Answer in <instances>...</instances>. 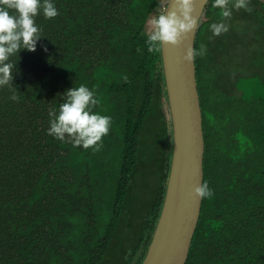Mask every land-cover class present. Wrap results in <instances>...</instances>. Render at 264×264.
Here are the masks:
<instances>
[{
	"label": "trees",
	"instance_id": "16d2710c",
	"mask_svg": "<svg viewBox=\"0 0 264 264\" xmlns=\"http://www.w3.org/2000/svg\"><path fill=\"white\" fill-rule=\"evenodd\" d=\"M53 2L55 18L36 17V50L12 58L19 99L0 88V264H142L173 154L161 50L144 44L163 1ZM248 7L213 36L210 1L196 35L207 48L195 64L213 196L186 264H264V0ZM81 83L112 118L95 152L45 131Z\"/></svg>",
	"mask_w": 264,
	"mask_h": 264
},
{
	"label": "clouds",
	"instance_id": "9594fccd",
	"mask_svg": "<svg viewBox=\"0 0 264 264\" xmlns=\"http://www.w3.org/2000/svg\"><path fill=\"white\" fill-rule=\"evenodd\" d=\"M249 0H211V7L218 10L219 20L210 24L213 36L229 30L228 21L233 9L249 11ZM176 8H167L150 14L146 21L149 26L144 44L147 52H159L164 44L177 45L190 33L195 21L193 17L195 0H175ZM52 19L58 15L53 0H0V88L10 90L11 101L19 99L12 84L17 63L12 58L19 56L21 50L33 52L37 42L44 37L36 17ZM206 45L199 49L189 47L184 56L187 62H194L197 56L203 57ZM63 101L58 108L49 112L46 134L62 143H70L74 148L89 149L93 152L102 147V138L107 136L111 126V116L94 111L99 100L94 89L86 84L72 86L63 93ZM199 199L211 198L212 189L206 181L194 188Z\"/></svg>",
	"mask_w": 264,
	"mask_h": 264
},
{
	"label": "water",
	"instance_id": "95a60500",
	"mask_svg": "<svg viewBox=\"0 0 264 264\" xmlns=\"http://www.w3.org/2000/svg\"><path fill=\"white\" fill-rule=\"evenodd\" d=\"M211 0H195L193 30L173 46L161 49L173 154L161 214L142 264H186L200 219L203 199L194 188L204 181L205 142L196 64L184 56L195 48L196 35ZM173 11L175 0L163 10Z\"/></svg>",
	"mask_w": 264,
	"mask_h": 264
},
{
	"label": "rangeland",
	"instance_id": "374dc122",
	"mask_svg": "<svg viewBox=\"0 0 264 264\" xmlns=\"http://www.w3.org/2000/svg\"><path fill=\"white\" fill-rule=\"evenodd\" d=\"M163 2L161 3V9L163 10V8L165 7V5H166V2L168 1V0H162ZM148 27L149 26H147V28H146V30H148ZM167 104H165V106H164V109H165V113L167 114V116H169L168 115V113H169V111H168V109H167V107L168 106H166ZM150 184H152V181H148Z\"/></svg>",
	"mask_w": 264,
	"mask_h": 264
}]
</instances>
